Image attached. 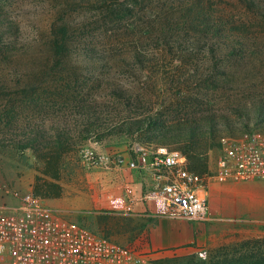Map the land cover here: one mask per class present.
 <instances>
[{"label":"rangeland","instance_id":"374dc122","mask_svg":"<svg viewBox=\"0 0 264 264\" xmlns=\"http://www.w3.org/2000/svg\"><path fill=\"white\" fill-rule=\"evenodd\" d=\"M205 19L234 28L245 51L226 56L230 47L197 31ZM0 35V203L16 204L52 184L55 193L45 197L50 202L71 196L73 185L90 193L96 170L133 172L126 166L133 147L154 144L163 127L213 117L221 135L239 136L246 128L240 110L264 105V0H0ZM140 119L156 125L121 129ZM229 123L233 133H225ZM59 124L71 130L72 140L56 179L41 172L39 154L22 152L18 144L28 125L52 133ZM86 127L93 128L90 139L98 133L93 130L105 133L99 145L80 137ZM166 146L181 151L177 142ZM84 148L110 163L91 166ZM201 150L206 165L196 171L214 175L218 140L204 137ZM58 210L115 240L133 233L127 211ZM199 223L206 228L199 249L166 257L165 264L264 260L261 219L207 217Z\"/></svg>","mask_w":264,"mask_h":264},{"label":"built area","instance_id":"2783aa9c","mask_svg":"<svg viewBox=\"0 0 264 264\" xmlns=\"http://www.w3.org/2000/svg\"><path fill=\"white\" fill-rule=\"evenodd\" d=\"M92 146L99 145L89 139ZM220 156L217 179L264 180V134L245 131L239 136L223 134L219 138ZM94 167L108 165L109 158L89 148L82 149ZM130 170L152 172L155 180L143 195V201L159 199L164 214L171 218L202 221L209 215L206 182L191 170L181 151L166 145L138 143ZM125 160L119 161L123 164ZM118 165V164H117ZM110 168V167H107ZM125 210L133 208L130 193L124 196ZM200 255L204 251L199 250ZM135 247L112 238L61 213L46 198L27 192L16 204L0 203V264H162Z\"/></svg>","mask_w":264,"mask_h":264},{"label":"crops","instance_id":"0c3cea01","mask_svg":"<svg viewBox=\"0 0 264 264\" xmlns=\"http://www.w3.org/2000/svg\"><path fill=\"white\" fill-rule=\"evenodd\" d=\"M96 170L94 178L89 182L94 190L72 186L71 196L63 200L50 202L57 210L60 207L74 209L103 206L114 211H126L124 196L128 193L134 203L131 211L125 216L130 230L129 238L113 239L119 244L135 247L146 252L154 259H162L197 250L199 241L205 237L206 231L200 221L186 219H170L164 212V203L159 199L143 201V195L154 182L155 177L147 170ZM209 193V219L216 221L221 217H248L264 221V183L259 179L247 181H222L214 175L205 176ZM234 189L235 191H233ZM197 246V247H196Z\"/></svg>","mask_w":264,"mask_h":264},{"label":"trees","instance_id":"16d2710c","mask_svg":"<svg viewBox=\"0 0 264 264\" xmlns=\"http://www.w3.org/2000/svg\"><path fill=\"white\" fill-rule=\"evenodd\" d=\"M204 17V18H208ZM202 24L197 25V31L200 34H206L212 38H217L219 41H223L228 47H230L229 52L226 56H239L245 50L243 47H240L239 44L243 43V40H240L238 36L235 37V30L232 27H228L227 23L222 22H213L209 19L200 21ZM2 34V32H1ZM2 35H0V43L2 41ZM91 114V113H90ZM240 115L245 119V131H254L255 128L251 126L253 122L257 126L264 128V105H258L254 111H244L240 110ZM156 125V121L153 119L145 120H136L134 122L125 123L122 126V130L133 133L134 131H143L145 128H151ZM231 124H228V128L225 130V133H233L230 129ZM54 131L49 133V130L46 127H34L28 125L23 131V139L20 140L18 146L22 152L27 149H33L37 154H39V169L41 172H51V175L59 179L61 167L64 165L63 156L64 153L68 150L69 144L72 140L71 130L59 125L53 126ZM64 129V130H63ZM93 128H83L81 132L79 131L82 139L92 138L90 134L92 133ZM223 130L218 126V123L213 117H210L204 122L189 121L179 126H168L163 127L161 130L154 133L153 137L155 139L152 141L154 144L158 145H169L170 142H177L180 144V150L183 154L186 155L188 160V166L191 170L196 171V168H204L206 165L205 161L201 160V155L203 151L201 150L202 139L210 137L212 140H218L221 136L220 131ZM98 132L93 139L98 141L102 140L105 133H101L98 130H93ZM220 133V134H219ZM90 137V138H89ZM150 144V143H145ZM40 150H43L41 152ZM44 165V166H43ZM198 173V172H197ZM54 188L52 186L46 185L44 188L36 187L34 194L40 197H51L55 192L52 191ZM55 189V188H54ZM166 259L161 260L162 264H165ZM228 262V261H227ZM226 262V263H227ZM236 261H230L227 264H236ZM225 263V264H226ZM264 260L253 261L252 264H262ZM241 264V263H238Z\"/></svg>","mask_w":264,"mask_h":264}]
</instances>
